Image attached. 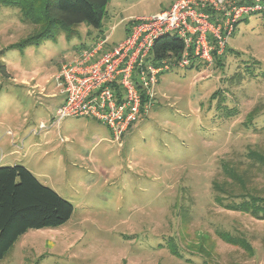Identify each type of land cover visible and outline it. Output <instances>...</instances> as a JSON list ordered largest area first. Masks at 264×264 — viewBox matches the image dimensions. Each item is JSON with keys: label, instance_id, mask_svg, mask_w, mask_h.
<instances>
[{"label": "rangeland", "instance_id": "obj_1", "mask_svg": "<svg viewBox=\"0 0 264 264\" xmlns=\"http://www.w3.org/2000/svg\"><path fill=\"white\" fill-rule=\"evenodd\" d=\"M170 3L109 0L99 28L81 23L70 39L22 50L7 46L38 28L0 6V166L26 167L73 207L64 224L27 230L0 264H264V219L221 204L264 196L262 168L247 157L264 154L263 14L236 23L219 65L162 73L119 141L91 117L51 125L61 65Z\"/></svg>", "mask_w": 264, "mask_h": 264}, {"label": "built area", "instance_id": "obj_2", "mask_svg": "<svg viewBox=\"0 0 264 264\" xmlns=\"http://www.w3.org/2000/svg\"><path fill=\"white\" fill-rule=\"evenodd\" d=\"M253 13L264 15V0H173L159 12L134 18L112 48L101 38L61 65L55 77L64 99L51 125L66 117H91L119 141L142 108L147 109L142 99L150 101L162 73L172 67L210 65L224 54L236 23ZM164 35L183 43L176 62L150 59L154 41ZM45 128L40 122L32 132Z\"/></svg>", "mask_w": 264, "mask_h": 264}, {"label": "trees", "instance_id": "obj_3", "mask_svg": "<svg viewBox=\"0 0 264 264\" xmlns=\"http://www.w3.org/2000/svg\"><path fill=\"white\" fill-rule=\"evenodd\" d=\"M108 2L109 0H0V6L18 8L21 20L38 28L32 34L9 44L7 48L22 50L43 41H55L61 34L70 39L78 34L77 29L81 23L99 28ZM182 49L180 39L174 35H164L154 41L150 59L176 62ZM222 56L214 57L218 65ZM247 157L261 166L264 176V154L253 150L247 153ZM225 171L230 183L238 185L241 190L245 188L241 174L230 168H225ZM216 188L221 190L218 186ZM239 194L238 200L221 204L227 209L264 219V196L242 191ZM216 200L223 202L218 197ZM72 211L73 207L67 200L40 183L26 167L19 164L0 166V259L27 230L58 227L71 217ZM223 238L226 242L231 240L228 236Z\"/></svg>", "mask_w": 264, "mask_h": 264}, {"label": "crops", "instance_id": "obj_4", "mask_svg": "<svg viewBox=\"0 0 264 264\" xmlns=\"http://www.w3.org/2000/svg\"><path fill=\"white\" fill-rule=\"evenodd\" d=\"M173 1V0H172ZM129 28H130V24L128 25V27H126L125 28V34H124V36L126 35V33H128V31H129ZM107 39V38H106ZM116 43H111V44H107V41H106V48H112L114 45H115ZM63 101V100H62ZM62 101L60 102V104L62 103ZM59 104V105H60Z\"/></svg>", "mask_w": 264, "mask_h": 264}]
</instances>
